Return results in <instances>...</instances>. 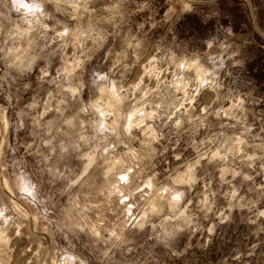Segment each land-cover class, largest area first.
I'll return each instance as SVG.
<instances>
[{"label":"clouds","instance_id":"clouds-1","mask_svg":"<svg viewBox=\"0 0 264 264\" xmlns=\"http://www.w3.org/2000/svg\"><path fill=\"white\" fill-rule=\"evenodd\" d=\"M0 264H264V0H0Z\"/></svg>","mask_w":264,"mask_h":264}]
</instances>
